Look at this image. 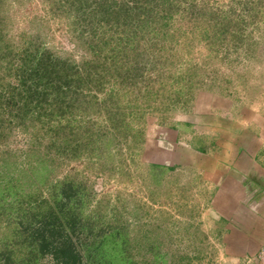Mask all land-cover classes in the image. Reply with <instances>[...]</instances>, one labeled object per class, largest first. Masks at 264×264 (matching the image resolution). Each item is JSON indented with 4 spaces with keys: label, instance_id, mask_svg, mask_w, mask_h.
<instances>
[{
    "label": "rangeland",
    "instance_id": "374dc122",
    "mask_svg": "<svg viewBox=\"0 0 264 264\" xmlns=\"http://www.w3.org/2000/svg\"><path fill=\"white\" fill-rule=\"evenodd\" d=\"M262 102L264 0H0V264H214Z\"/></svg>",
    "mask_w": 264,
    "mask_h": 264
},
{
    "label": "crops",
    "instance_id": "0c3cea01",
    "mask_svg": "<svg viewBox=\"0 0 264 264\" xmlns=\"http://www.w3.org/2000/svg\"><path fill=\"white\" fill-rule=\"evenodd\" d=\"M229 122L228 145L213 155L210 208L222 215L208 247L214 264H260L264 247V102ZM215 145H222L216 138ZM211 156V155H210ZM208 207V209H210ZM219 246V248H217ZM212 249V250H211ZM256 259V260H255Z\"/></svg>",
    "mask_w": 264,
    "mask_h": 264
},
{
    "label": "trees",
    "instance_id": "16d2710c",
    "mask_svg": "<svg viewBox=\"0 0 264 264\" xmlns=\"http://www.w3.org/2000/svg\"><path fill=\"white\" fill-rule=\"evenodd\" d=\"M54 248L57 249L56 254L58 258L62 260V264H72L74 255H72L71 252L61 250L59 249L60 247L57 248L56 246H54Z\"/></svg>",
    "mask_w": 264,
    "mask_h": 264
},
{
    "label": "built area",
    "instance_id": "2783aa9c",
    "mask_svg": "<svg viewBox=\"0 0 264 264\" xmlns=\"http://www.w3.org/2000/svg\"><path fill=\"white\" fill-rule=\"evenodd\" d=\"M257 259L261 262V264H264V247L260 249L257 255Z\"/></svg>",
    "mask_w": 264,
    "mask_h": 264
}]
</instances>
